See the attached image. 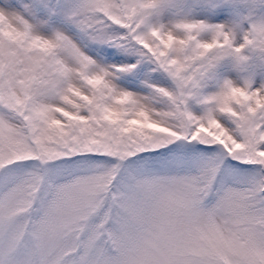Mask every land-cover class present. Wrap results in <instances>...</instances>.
<instances>
[{
  "label": "snow or ice",
  "instance_id": "6c2138e0",
  "mask_svg": "<svg viewBox=\"0 0 264 264\" xmlns=\"http://www.w3.org/2000/svg\"><path fill=\"white\" fill-rule=\"evenodd\" d=\"M0 264H264V0H0Z\"/></svg>",
  "mask_w": 264,
  "mask_h": 264
}]
</instances>
